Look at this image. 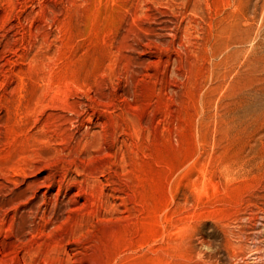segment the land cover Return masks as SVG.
<instances>
[{"label":"rangeland","instance_id":"obj_1","mask_svg":"<svg viewBox=\"0 0 264 264\" xmlns=\"http://www.w3.org/2000/svg\"><path fill=\"white\" fill-rule=\"evenodd\" d=\"M0 264H264V0H0Z\"/></svg>","mask_w":264,"mask_h":264}]
</instances>
